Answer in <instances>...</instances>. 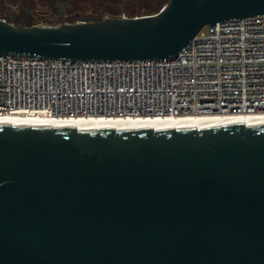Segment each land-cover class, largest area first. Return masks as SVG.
Returning a JSON list of instances; mask_svg holds the SVG:
<instances>
[{
    "label": "water",
    "instance_id": "95a60500",
    "mask_svg": "<svg viewBox=\"0 0 264 264\" xmlns=\"http://www.w3.org/2000/svg\"><path fill=\"white\" fill-rule=\"evenodd\" d=\"M264 0H169L153 15L24 26L0 56L174 60ZM0 264H264V123L0 122Z\"/></svg>",
    "mask_w": 264,
    "mask_h": 264
},
{
    "label": "built area",
    "instance_id": "2783aa9c",
    "mask_svg": "<svg viewBox=\"0 0 264 264\" xmlns=\"http://www.w3.org/2000/svg\"><path fill=\"white\" fill-rule=\"evenodd\" d=\"M264 114V15L205 26L174 60L0 56V115L57 119Z\"/></svg>",
    "mask_w": 264,
    "mask_h": 264
},
{
    "label": "flooded vegetation",
    "instance_id": "af4514ba",
    "mask_svg": "<svg viewBox=\"0 0 264 264\" xmlns=\"http://www.w3.org/2000/svg\"><path fill=\"white\" fill-rule=\"evenodd\" d=\"M168 3L169 0H0V13H5L0 15V18L24 26H57L64 22L147 16L129 15L128 10H145L153 15ZM39 9L45 10L47 15H50L49 19L46 22L29 21Z\"/></svg>",
    "mask_w": 264,
    "mask_h": 264
},
{
    "label": "bare ground",
    "instance_id": "6f19581e",
    "mask_svg": "<svg viewBox=\"0 0 264 264\" xmlns=\"http://www.w3.org/2000/svg\"><path fill=\"white\" fill-rule=\"evenodd\" d=\"M0 122L14 125H48L53 127H178L199 125H227L243 123L245 125L264 123V114L244 115H212V116H182L175 118H141V119H97L82 117L72 119H57L37 114H7L0 115Z\"/></svg>",
    "mask_w": 264,
    "mask_h": 264
},
{
    "label": "rangeland",
    "instance_id": "374dc122",
    "mask_svg": "<svg viewBox=\"0 0 264 264\" xmlns=\"http://www.w3.org/2000/svg\"><path fill=\"white\" fill-rule=\"evenodd\" d=\"M128 12H129V15H133V14H139V15H151L150 13H152V12H149V11H133V10H128ZM49 13V12H48ZM5 13L4 12H2V13H0V15H4ZM16 15H17V13H16ZM45 15H47V13H46V11L45 10H43V9H39L38 10V12L37 13H35V15H32L31 17L32 18H30V20L29 21H31V22H33V23H35V22H42V21H44V22H46L47 21V19H49V16L50 15H47V16H45ZM16 17H19V16H16ZM52 18V17H51ZM57 18V17H56Z\"/></svg>",
    "mask_w": 264,
    "mask_h": 264
}]
</instances>
